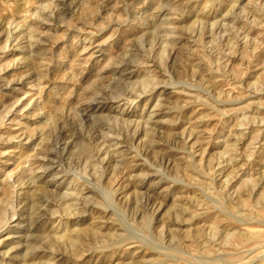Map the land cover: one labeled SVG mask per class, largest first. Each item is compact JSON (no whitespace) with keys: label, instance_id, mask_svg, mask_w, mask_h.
<instances>
[{"label":"rangeland","instance_id":"1","mask_svg":"<svg viewBox=\"0 0 264 264\" xmlns=\"http://www.w3.org/2000/svg\"><path fill=\"white\" fill-rule=\"evenodd\" d=\"M0 264H264V0H0Z\"/></svg>","mask_w":264,"mask_h":264},{"label":"bare ground","instance_id":"2","mask_svg":"<svg viewBox=\"0 0 264 264\" xmlns=\"http://www.w3.org/2000/svg\"><path fill=\"white\" fill-rule=\"evenodd\" d=\"M82 120H83V119H82ZM66 199H67V198H66ZM106 199H107V198H106ZM36 232H37V231H36ZM77 233H78V232H77ZM254 233H255V232H254ZM254 233H253V234H254ZM78 235H79V234H78ZM74 239H75V238H74ZM72 240H73V239H72Z\"/></svg>","mask_w":264,"mask_h":264}]
</instances>
